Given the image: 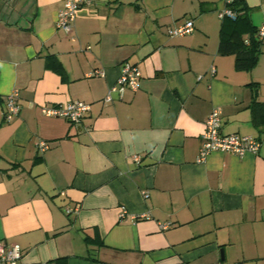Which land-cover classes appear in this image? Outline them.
I'll use <instances>...</instances> for the list:
<instances>
[{
  "label": "crops",
  "instance_id": "1",
  "mask_svg": "<svg viewBox=\"0 0 264 264\" xmlns=\"http://www.w3.org/2000/svg\"><path fill=\"white\" fill-rule=\"evenodd\" d=\"M242 1L257 29L264 0ZM226 5L97 0L65 33L61 0H0V241L20 246L19 264H264V142L196 161L216 107L223 134L264 140L251 85L264 102V44L250 70L219 54ZM187 19L192 32L167 34ZM124 61L139 87L105 103ZM97 68L103 77L87 76ZM13 91L20 111L5 120ZM74 100L91 106L79 124L41 112Z\"/></svg>",
  "mask_w": 264,
  "mask_h": 264
},
{
  "label": "built area",
  "instance_id": "2",
  "mask_svg": "<svg viewBox=\"0 0 264 264\" xmlns=\"http://www.w3.org/2000/svg\"><path fill=\"white\" fill-rule=\"evenodd\" d=\"M97 0H61L62 8L58 12L56 19V27L65 33H70L73 28V23L76 18L77 10L82 6H91ZM230 3L232 0H225ZM219 17L235 18L236 13L230 8L225 7L219 12ZM194 28L193 21L187 19L184 23L167 28V34L170 37L182 36L192 32ZM257 39L264 44V23L257 28ZM247 42V41H246ZM213 72V69H212ZM105 72L103 69H94L87 74L88 77L100 76L103 77ZM141 78V71L138 66L130 61H124L120 68V73L116 82L110 86L103 99L105 103L113 100V95L117 94L122 97L123 93L129 89L135 91L139 87ZM200 78V76L198 77ZM4 119L10 120L16 116L20 111L17 93L11 92L5 96L4 100ZM91 106L89 103L79 100L70 101L62 105L55 106H42L41 112L47 116L62 117L74 124H79L90 111ZM222 118L219 108H213L205 120L204 130L201 135V147L196 161L202 162L207 155L213 151L230 152L243 157L247 152L256 153L262 145L264 140L252 135H241L238 133L223 134L221 131ZM40 151L49 147L45 141H40L37 144ZM135 162H139L140 157L135 155L133 157ZM145 194V193H144ZM79 207L76 205L65 206L64 211L67 214L77 213ZM134 218V217H133ZM170 222L160 224L161 229L169 226ZM22 251L18 244L4 243L0 241V264H19ZM217 264H226L219 261Z\"/></svg>",
  "mask_w": 264,
  "mask_h": 264
},
{
  "label": "trees",
  "instance_id": "3",
  "mask_svg": "<svg viewBox=\"0 0 264 264\" xmlns=\"http://www.w3.org/2000/svg\"><path fill=\"white\" fill-rule=\"evenodd\" d=\"M242 0H232L226 6L236 13L235 18L224 17L220 28V39L218 45L219 54H233L235 56V68L239 70H250L257 63L260 53L261 42L257 39V29L250 25L246 16L241 11L244 6ZM247 34V37L245 35ZM247 41V42H246ZM52 59L47 60V65ZM254 87L252 108L255 117L264 115V102L256 99L257 84H251ZM86 242L102 244L98 236L93 238L86 236ZM53 264H67V257L60 256L52 261Z\"/></svg>",
  "mask_w": 264,
  "mask_h": 264
}]
</instances>
